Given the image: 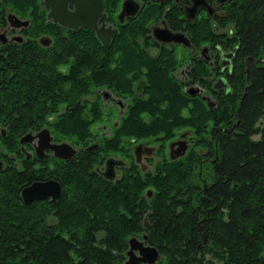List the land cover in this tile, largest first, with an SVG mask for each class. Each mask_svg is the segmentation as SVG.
<instances>
[{"label":"trees","instance_id":"trees-1","mask_svg":"<svg viewBox=\"0 0 264 264\" xmlns=\"http://www.w3.org/2000/svg\"><path fill=\"white\" fill-rule=\"evenodd\" d=\"M6 7L32 15L34 23L33 41L0 46V157L7 158L0 169V264H124L129 238L143 233L161 252L156 264H264V0L230 5L218 21L232 23V32L218 31L211 19L191 24L198 42L238 46L229 91L215 89L211 75L203 78L211 73L203 60L191 71L192 82L202 80L218 98L211 106L171 73L175 55L153 58L148 40L139 41L159 9L123 28L106 47L87 28L45 21L39 0H0V23ZM42 33L54 39L47 50L36 44ZM145 74L148 95L133 100L103 146L121 152L123 136L160 140L165 157L156 169H128L124 184L111 186L93 170L97 151L81 148L60 158L58 201L24 202L21 188L31 171L18 170L9 159L21 151L20 137L48 124L60 140L83 147L104 121L99 102L83 100L92 85L133 93L132 83ZM59 104L60 115L48 120ZM184 129L195 141L171 160L166 143ZM22 155L24 165L28 158ZM205 183L206 197L199 201ZM144 213L149 225L142 223ZM114 218L121 228L111 225Z\"/></svg>","mask_w":264,"mask_h":264},{"label":"flooded vegetation","instance_id":"flooded-vegetation-1","mask_svg":"<svg viewBox=\"0 0 264 264\" xmlns=\"http://www.w3.org/2000/svg\"><path fill=\"white\" fill-rule=\"evenodd\" d=\"M125 1L126 0H104V8L102 11L106 14L105 26L118 28L119 30L118 33L112 38L111 44L109 46L112 45L113 40L117 35H119L123 28H128L133 21L139 20L142 15H145V13H152L151 9H159L157 14L147 19L145 30L142 31L138 37L139 41L143 45L144 42L148 40L149 44L146 48L148 53L153 58H159L160 56H163L164 59L168 58V54L175 55L177 58V63L171 68V73L184 84L186 90L189 91L191 87L200 88L201 91L198 92V94L205 98L210 106L217 103L218 98L208 92V84L204 83L200 79L196 82H192L191 71L196 67L197 60H203L208 71H211V73L208 75L206 73L203 78H209L211 75V82L213 83L215 89L221 91L224 89L226 92L231 89L229 74L233 70L234 59L237 56L238 46L231 49H226L219 40L214 41L213 43L198 42L191 34V24L199 19H211L213 24L224 27L223 25L219 24V17L226 15V9L234 3H238L239 0H129V8L133 6L132 3L136 2L138 5L137 10L134 13L127 11L122 13ZM39 2L41 4V12L46 18L45 21H48V12L50 6L46 0H39ZM69 7L74 8V4L70 3ZM11 12H14V14H16L20 20H18L16 17H13V22L10 21L9 13ZM33 20L34 19L32 15L23 16L18 12L11 10L9 7H6L2 22L0 23L1 48L5 50V48L11 47L14 44L23 43L27 40H29L28 43L33 41V36L31 34L34 23ZM98 22L100 25L102 24L101 20H98ZM159 27H166L172 32H182L183 35L179 36L182 40L179 42L174 40L162 41L157 39L154 35V29L157 30ZM79 28L86 29L87 27ZM87 29L93 31L96 35V31L94 29ZM53 40L54 39L52 35L48 33H42L36 37V44L39 47H44L46 49V47L52 45ZM231 50H234V55L231 57V59L228 58V56L223 55L224 51L226 52ZM43 51L45 52V50H42V52ZM228 61L230 62L228 63ZM220 77H224L226 82L230 84L229 89L226 88V85H223L222 87L215 86L216 80ZM143 84H149V79L146 74L142 76L141 80H135L132 83V87L134 89L133 93L120 92L110 84H93L91 89L92 91L87 96L83 97V100L88 99L91 102H99L104 113V121L94 125V134L88 144L82 147L79 144L72 143L77 148V152L81 150V148H85V150L92 152L97 151L95 154L93 170L111 186L114 185L117 187L119 185H123L124 181L126 180L128 169L140 168L143 170V172L151 170L154 171L159 161L165 157L162 154L163 151H161L162 142L160 140L155 141L149 138L143 139L138 138L137 136H123L119 145L121 152H113L108 150L109 148L106 149L103 146L105 139L114 134L113 126L117 125L122 117L129 115L128 109L133 100L137 97L143 96V94L144 96L148 95L147 92L143 93V89H145V87H142ZM206 97H210L211 104L209 99ZM59 115L60 104L57 110L47 114V119L54 120ZM44 126L50 128L51 134L53 135V141H60V138L56 137L54 130L48 124H43L39 127L33 126L32 128H29L27 132L30 131L32 135H34ZM0 131L2 132L3 130L1 129ZM182 138L187 139L189 142L188 149L185 153L187 154L195 141L190 129L180 130L174 138L167 141L166 147L164 148L166 157L168 156L171 160H176L182 157L180 156L172 158L169 152L170 142L172 140H180ZM37 139V137H34L24 144L21 143V151L19 152L16 150L13 152V155L9 156V159H14V165L18 166V170L31 171L32 178H30V180L25 183V185H28L34 181H46L51 178L57 179L59 182H61L60 178L58 177V175H60L58 173V170L60 169V157L55 156L51 149H44V155H39L35 149V143L37 142ZM177 146L178 144L175 145V149ZM18 153L22 157H18ZM23 153H25L28 158L24 165L21 164V161L23 160ZM0 160L2 161V166L0 169H2L7 164V158L2 156L0 157ZM203 178L204 177H202V179ZM61 185L63 191L62 182ZM150 189L148 188L145 192L147 197H151L153 195V189H151L152 191L149 192ZM207 189L208 187L206 185L197 191L200 194L198 197L199 201L206 197L205 192ZM59 199L60 197L53 198L52 196H48L47 198L35 199L33 201L45 200L47 202H55ZM123 208L124 207L121 204L120 210ZM142 209L143 198H140L137 201L136 208H134V210L138 214ZM142 223L149 225V220L146 219L145 213ZM144 234L146 233L135 236L141 239ZM129 246L130 244L128 241V247Z\"/></svg>","mask_w":264,"mask_h":264},{"label":"water","instance_id":"water-1","mask_svg":"<svg viewBox=\"0 0 264 264\" xmlns=\"http://www.w3.org/2000/svg\"><path fill=\"white\" fill-rule=\"evenodd\" d=\"M50 6L48 17L54 22L68 27V28H79L87 27L94 29L98 39L104 46H109L111 44L112 38L118 33V28H111L105 26L106 14L102 11L104 8V0H46ZM129 0L124 2L123 11L134 13L138 5L137 3H132V7L129 8ZM74 4V8H70L69 4ZM10 21L13 22L12 18L17 17L14 12L9 13ZM98 20L102 21L100 25ZM154 35L157 39L162 41H179L182 40L179 36L183 35L182 32H172L166 27H159V29H154ZM224 56L231 57L234 55V50L224 51ZM227 62V61H226ZM230 61H228L229 63ZM226 85V88H230V84L226 82L224 77H220L216 80L215 86L222 87ZM200 88L191 87L189 92L191 94H197L200 92ZM209 99L211 104L210 97ZM5 132V129H3ZM186 134V133H185ZM34 137H37V142L35 143L36 152L43 156L44 149H51L53 154L57 157L69 159L74 156L77 152V148L68 140L53 141V135L51 134L50 128L44 126L36 134L32 135L29 131L20 137V142L22 144L30 141ZM178 144L175 149V145ZM189 146L187 139H175L169 144V152L172 158L182 156L186 153ZM175 150V152H174ZM2 166V161L0 160V167ZM206 186V183H205ZM152 191L151 189L149 192ZM62 195V185L57 179L51 178L46 181H34L28 185H25L21 189V196L24 202L30 203L35 199L47 198L52 196L53 198H58ZM147 234H144V238H147ZM129 249L127 250V259L124 264H138L139 262H146L149 264H155L157 259L160 257V250L156 245L145 243L144 240L139 239L137 236H131L129 238Z\"/></svg>","mask_w":264,"mask_h":264},{"label":"rangeland","instance_id":"rangeland-1","mask_svg":"<svg viewBox=\"0 0 264 264\" xmlns=\"http://www.w3.org/2000/svg\"><path fill=\"white\" fill-rule=\"evenodd\" d=\"M214 26H215V28L218 30V31H222V30H229L230 29V32H232V30H231V28H233V29H235V27L232 25V23H228L227 24V26L226 27H220V26H217V24H214ZM180 49V48H179ZM178 49V50H179ZM247 62H249V59L247 60ZM39 71H40V69H38ZM42 70V69H41ZM43 71V70H42ZM259 136V134H256L255 135V137H258ZM111 225H114V228H118V227H122L123 226V224L120 222V220L119 219H117V218H114L113 219V222H112V224ZM141 239H143V238H141ZM165 264H166V262H165Z\"/></svg>","mask_w":264,"mask_h":264},{"label":"bare ground","instance_id":"bare-ground-1","mask_svg":"<svg viewBox=\"0 0 264 264\" xmlns=\"http://www.w3.org/2000/svg\"><path fill=\"white\" fill-rule=\"evenodd\" d=\"M182 133V132H181ZM189 135V134H188ZM191 137V136H190ZM192 138V137H191ZM185 139V138H184ZM112 162V161H111ZM114 163V162H113ZM208 185V184H207ZM150 189V188H149Z\"/></svg>","mask_w":264,"mask_h":264}]
</instances>
